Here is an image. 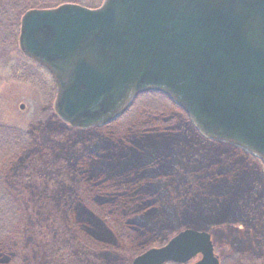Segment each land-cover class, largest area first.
<instances>
[{
    "label": "water",
    "instance_id": "1",
    "mask_svg": "<svg viewBox=\"0 0 264 264\" xmlns=\"http://www.w3.org/2000/svg\"><path fill=\"white\" fill-rule=\"evenodd\" d=\"M18 43L50 74L54 112L74 128L105 126L158 92L200 135L264 163V0L64 4L27 11ZM212 245L207 232L185 229L132 264H218Z\"/></svg>",
    "mask_w": 264,
    "mask_h": 264
},
{
    "label": "trees",
    "instance_id": "2",
    "mask_svg": "<svg viewBox=\"0 0 264 264\" xmlns=\"http://www.w3.org/2000/svg\"><path fill=\"white\" fill-rule=\"evenodd\" d=\"M10 1L13 9L18 10L17 14L8 17L5 14L10 10L6 8L0 13L3 19L9 20L11 30L15 28L20 10L57 7L49 6L47 0ZM102 1L92 0L83 7L94 9ZM10 34V39L16 37L14 31ZM179 117L191 126L169 98L151 92L140 95L127 116L105 127L86 131L70 129L84 134L98 131L95 134L99 136L83 141L88 146L86 154L69 160L66 173L72 185L65 207V236L83 247L82 251L103 256L121 250L122 257L133 259L150 247L162 245L182 228H208L201 219H191V222L177 223L167 233H153L152 224L141 215L163 202L179 209L185 201L192 202L197 197L201 199L198 204H205L207 209L211 207L221 217V221L216 219L218 224L248 223L256 210L250 211L248 206H240L239 201L232 200L236 193L229 189L228 178L235 170L232 166L222 169L220 153L211 155L197 150L190 158L194 149L185 148L177 140L182 129ZM23 140L19 130L0 126V254L5 255L0 264L8 260L21 264L16 260L21 256L16 251L24 255L29 246L39 243L28 236V227L26 229L25 220L30 223V219L22 179L29 167L22 160ZM230 155L227 153L225 159L230 160ZM245 155L253 160L250 162H259ZM193 210L192 215H196ZM135 246L137 249L133 248Z\"/></svg>",
    "mask_w": 264,
    "mask_h": 264
},
{
    "label": "rangeland",
    "instance_id": "3",
    "mask_svg": "<svg viewBox=\"0 0 264 264\" xmlns=\"http://www.w3.org/2000/svg\"><path fill=\"white\" fill-rule=\"evenodd\" d=\"M47 1L46 3H50L49 6L64 3L86 6L92 0ZM19 2L20 0H17V3ZM2 8L10 10L5 14L8 17L18 12L13 9L10 0H0V12ZM23 12L20 10V14L18 13L19 17L16 19L13 30L8 25L9 20L3 19V13H0V126L15 128L23 134L25 150L22 153V160L29 167L27 175L22 179L30 219V223L29 220H25L26 229L28 227V236L36 238L39 242L37 246H33L34 248L31 247L32 245L29 246L24 255L16 251L19 256L21 255L16 260L21 264L26 262L29 264H116V262L130 264L132 259L122 257L121 250H114L111 255L103 256L96 252L87 253L82 251L84 249L78 243L65 236V207L70 199L68 189L72 185L66 176L69 160L72 161L86 154L88 146L83 141L91 137L96 139L99 136L95 134L98 131L85 134L72 131L56 117L53 111L55 88L50 75L25 59L18 49L19 23ZM13 31L16 37L10 39L12 35L10 33ZM20 106H23L22 110ZM129 111L130 109L125 116ZM178 123H181L182 129L176 139L185 145V148L190 146L194 149L190 158L196 155L197 150L202 153L209 152L211 155L215 152L220 153L223 159L222 169L227 170L232 166L235 170L234 174L228 178L229 189L236 193V197L232 200L236 203L239 201L240 206H248L250 211L262 212L264 210V166L261 162H250L251 158H247L242 151L235 150L230 145L204 142L182 117H179ZM227 153L231 154L230 160L225 159ZM220 183L223 184V182ZM199 202L201 203V199L194 197L192 202L185 201L178 207L179 209L163 202L157 204L155 209L151 206L141 216L152 224L153 233L160 231L167 233L169 228H175L174 226H177L179 222L201 219L203 224H207L208 228L205 230L211 234L215 254L222 264L228 263L226 260L230 252L239 254L238 259L240 257L245 264H264V244H260L263 231L259 229V216H252V219L249 217L248 222L252 223L250 222L251 226L246 229L238 227L242 225L239 222L221 225L218 224L221 217L219 218L211 207L207 209L205 204H198ZM193 208L196 215H192ZM71 220L75 221V218ZM181 230L184 229L179 231ZM245 233L249 235L248 238L245 237ZM235 236L241 237L243 243L246 239L249 240L251 244L246 252L245 249L249 245L233 249L234 246L231 245L236 242L233 238ZM226 239L229 241H225ZM114 247L124 248V246ZM133 248L137 249L136 246ZM4 257L5 255L0 254V259L3 260ZM235 257L230 264L235 263L237 259ZM197 260H193L190 264ZM12 261L8 260L6 264H14Z\"/></svg>",
    "mask_w": 264,
    "mask_h": 264
},
{
    "label": "flooded vegetation",
    "instance_id": "4",
    "mask_svg": "<svg viewBox=\"0 0 264 264\" xmlns=\"http://www.w3.org/2000/svg\"><path fill=\"white\" fill-rule=\"evenodd\" d=\"M125 116V115H124ZM123 117V116H122ZM121 117V118H122ZM118 120V119H117ZM107 126V125H106ZM69 128V127H68ZM70 129H72V128H70ZM73 130V129H72ZM84 131V130H83ZM254 158V157H253ZM263 178H264V176H263ZM264 209V208H263ZM251 211H254V210H251ZM250 214H252L251 212L249 213V215ZM252 216H259L260 218H259V229H261V231H263L262 232V241L260 242V244H264V222H263V219H264V210L262 211V212H257V211H254V213L252 214ZM252 216H251V219H252ZM251 222V221H250ZM250 222H248V223H245V224H242L241 226H238V224H237V226L238 227H240V228H244V229H246V228H248V227H250L251 226V223ZM232 224H236V223H230V224H228V223H226L225 225H232ZM245 235V237L246 238H248L249 237V235H247V233H245L244 234ZM234 239H235V244L234 245H231V246H234L233 247V249L235 250L237 247H239V246H245V247H247L248 245H249V247H247L246 249H245V252L250 248V244L251 243H249L248 241V239H246L245 241H244V243L241 241V237L240 238H238V237H233ZM225 241H229V239L227 240H225ZM248 243V244H247ZM237 245V246H236ZM154 247V246H153ZM236 247V248H235ZM146 251V250H145ZM144 252V251H143ZM142 252V253H143ZM142 253H140V254H138V255H141ZM89 255V254H88ZM137 255V256H138ZM238 255L239 254H237V253H234V252H230L229 254H228V259L226 260V261H228V263L227 264H230V262L234 259V256H236L237 257V259L235 260V263L234 264H245V263H243L241 260H240V257H239V259H238ZM241 256V255H240ZM90 257H91V254H90ZM136 257V256H135ZM134 257V258H135ZM235 257V258H236ZM133 258V259H134ZM132 259V260H133ZM131 260V261H132ZM234 262V261H233ZM116 264H117V262H116ZM167 264H169V263H167ZM171 264V263H170ZM218 264H222L221 263V261H220V258L218 257Z\"/></svg>",
    "mask_w": 264,
    "mask_h": 264
}]
</instances>
